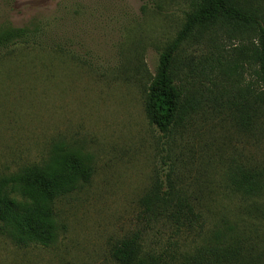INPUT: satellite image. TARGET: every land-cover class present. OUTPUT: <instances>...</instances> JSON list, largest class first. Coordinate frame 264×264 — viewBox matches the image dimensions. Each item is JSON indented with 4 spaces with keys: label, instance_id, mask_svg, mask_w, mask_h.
<instances>
[{
    "label": "rangeland",
    "instance_id": "1",
    "mask_svg": "<svg viewBox=\"0 0 264 264\" xmlns=\"http://www.w3.org/2000/svg\"><path fill=\"white\" fill-rule=\"evenodd\" d=\"M237 4L264 21V0ZM190 10L191 0H0V29L36 26L44 43L0 52V182L58 154L91 169L55 202L48 246H18L0 222V264H118L112 248L137 232L143 264H264V193L229 188L236 169L264 170V131L240 126L227 76L209 73L215 46L228 59L239 41L221 29L182 45L178 76L201 94L182 124L164 134L144 112L159 54ZM156 185L202 219L149 221L141 199Z\"/></svg>",
    "mask_w": 264,
    "mask_h": 264
},
{
    "label": "trees",
    "instance_id": "2",
    "mask_svg": "<svg viewBox=\"0 0 264 264\" xmlns=\"http://www.w3.org/2000/svg\"><path fill=\"white\" fill-rule=\"evenodd\" d=\"M221 29L239 43L228 59L215 46L217 55L210 58L209 73L215 77L227 76V82L234 90L229 102L240 126L264 131V21L254 12L239 6L237 0H191V10L185 14L175 38L159 54L155 71L145 89L146 118L160 132L166 134L182 124L201 103V94L191 88L187 76H178L182 45ZM40 31L36 26L1 28L0 52L16 44L41 47L44 43L41 42ZM237 67L244 71L236 72ZM244 75L249 80L246 77L243 80ZM220 81V78L215 81L216 86L221 84ZM90 174V167L79 164L68 154H58L48 162L26 165L2 180L0 222L10 231L14 243L18 246H48L53 242L57 235L55 202L75 191L80 182L89 179ZM160 187L156 185L141 199L149 221L162 219L172 224L174 221L177 226L191 227L202 219L190 200L173 195L172 186L168 185L163 191ZM229 188L246 197L262 195L264 170L236 169L229 175ZM140 238L137 232L120 240L111 250L114 261L118 264H143ZM228 258L217 255L207 259L199 255L191 263L222 264Z\"/></svg>",
    "mask_w": 264,
    "mask_h": 264
}]
</instances>
